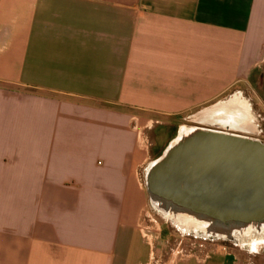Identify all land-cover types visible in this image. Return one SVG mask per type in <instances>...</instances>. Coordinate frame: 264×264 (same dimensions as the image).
I'll list each match as a JSON object with an SVG mask.
<instances>
[{"label": "crops", "instance_id": "0c3cea01", "mask_svg": "<svg viewBox=\"0 0 264 264\" xmlns=\"http://www.w3.org/2000/svg\"><path fill=\"white\" fill-rule=\"evenodd\" d=\"M263 69L264 0H0V264H245L161 261L140 170L148 122Z\"/></svg>", "mask_w": 264, "mask_h": 264}, {"label": "water", "instance_id": "95a60500", "mask_svg": "<svg viewBox=\"0 0 264 264\" xmlns=\"http://www.w3.org/2000/svg\"><path fill=\"white\" fill-rule=\"evenodd\" d=\"M230 105L234 113L226 112ZM247 112L231 99L201 111L219 122L201 121L181 136L179 129L147 164L143 183L149 203L165 218L170 214L167 219L178 228L229 241L264 231V143L243 135L250 131L249 121L243 125ZM187 223L208 232L183 229Z\"/></svg>", "mask_w": 264, "mask_h": 264}, {"label": "rangeland", "instance_id": "374dc122", "mask_svg": "<svg viewBox=\"0 0 264 264\" xmlns=\"http://www.w3.org/2000/svg\"><path fill=\"white\" fill-rule=\"evenodd\" d=\"M234 90L227 93L220 102L227 103L230 99L239 96L247 104L251 116L248 126L250 131L243 133V135L264 143V69L258 72L256 77H251L249 83L237 86ZM237 91L240 93L237 94ZM233 92L236 95H233ZM217 103L211 102L204 110L215 106ZM235 110V107L230 105L226 112L234 113ZM204 115L200 111L189 117L161 118L158 119V122L155 120L148 122V126L144 129V136L145 143L149 145V159L140 170V183L144 191L143 175L147 164L160 155L181 127L202 126L201 121L219 122L218 120L207 119ZM146 199L145 207L140 215V227L148 239L156 240L154 248L157 250V256H161V261L168 258L167 256L175 250L198 251L225 247L227 250L235 252L245 264H264V231L260 234L251 233L247 236H235L233 241L212 236H194L193 233L178 228L172 221L154 209L149 203L147 194Z\"/></svg>", "mask_w": 264, "mask_h": 264}, {"label": "bare ground", "instance_id": "6f19581e", "mask_svg": "<svg viewBox=\"0 0 264 264\" xmlns=\"http://www.w3.org/2000/svg\"><path fill=\"white\" fill-rule=\"evenodd\" d=\"M231 103H233L234 105H236L237 107H242L243 108V112L246 114V113H248L247 111H248V107H247V104L244 102V101H242L241 99H240V97L239 96H236V97H234L232 100H231ZM248 119H246L247 121L243 124V125H247V122L248 121H250V115H249V117H247ZM184 130H185V127H181L180 128V130H179V132H180V136L184 133ZM171 215L170 214H167V217L166 218H168V217H170ZM181 225H182V223H180ZM183 226H185V227H183V229H187V228H192L194 231H196V230H199L198 228H200L201 230H203L204 232H208L205 228H203V226L201 225V224H198V223H187L186 225H183ZM180 230V229H179ZM181 231V230H180ZM209 233H215V231L213 232V231H211V232H209Z\"/></svg>", "mask_w": 264, "mask_h": 264}]
</instances>
